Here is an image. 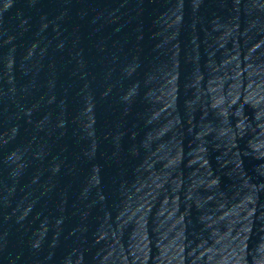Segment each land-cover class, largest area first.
Here are the masks:
<instances>
[{
    "label": "water",
    "instance_id": "water-1",
    "mask_svg": "<svg viewBox=\"0 0 264 264\" xmlns=\"http://www.w3.org/2000/svg\"><path fill=\"white\" fill-rule=\"evenodd\" d=\"M0 264H264V0H0Z\"/></svg>",
    "mask_w": 264,
    "mask_h": 264
}]
</instances>
